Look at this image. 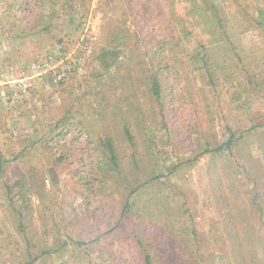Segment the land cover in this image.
Returning a JSON list of instances; mask_svg holds the SVG:
<instances>
[{"label": "rangeland", "instance_id": "374dc122", "mask_svg": "<svg viewBox=\"0 0 264 264\" xmlns=\"http://www.w3.org/2000/svg\"><path fill=\"white\" fill-rule=\"evenodd\" d=\"M20 1L0 0V147L10 160L7 166L10 177L26 172L28 175L27 169L31 166L34 169L27 179L31 181L27 185H32L27 186L29 222L26 223L31 243L35 245L32 250L39 252L45 246L66 241L61 247L66 252L59 249L60 253L45 256L38 264H119L127 254L126 247L132 243L118 230L112 237L102 236L113 229L104 196L88 193L74 184L72 166L68 163L77 155V140L83 142L81 146L86 144L85 131L76 123L79 116H74L75 108L86 95L91 97L95 93L90 90L84 96L86 88L78 86V82L83 84L91 79L95 57L104 41L103 16L106 13L112 17L113 13L99 0H81L74 5L68 0V15L52 20L55 26L49 31L39 32L35 22L41 12L48 14L47 7L34 10L31 5L21 13L15 9ZM241 1H235L237 11L229 17V27L236 35L209 46L208 55L215 67L212 83L205 84L202 78L196 85L193 78H185L189 76L187 72L178 70L172 83L161 91L163 107L158 108L161 116L156 113L155 120L149 113L151 101L138 95V103H134L143 124L151 127L157 120L161 126L149 131V140L156 168L163 173L159 181H165L160 186L161 192L168 196L171 208L180 210L169 220L179 230L187 226L195 228L201 233V241L219 218L211 201L210 177L214 170L230 164L238 170L239 189L249 191L251 213L260 212L257 230L264 235V0ZM127 19L130 35L124 39L126 46L120 56L131 54L126 49L136 45L137 56L147 62L144 48L155 45L162 32L147 17H139L138 24L130 20V15ZM64 21L67 24L62 25ZM139 28L142 29L137 42L131 33ZM236 45L242 49L236 51L240 59L231 51ZM193 57L200 64L199 54ZM202 80L204 87L199 91L197 86ZM70 107L72 115L61 120L60 136L49 139L56 153L68 159L54 163L40 146L50 135L49 125L62 119ZM80 109L85 110L83 102ZM165 120L168 128L163 124ZM168 120H175L176 128ZM231 132L236 140L229 151L198 155L207 144L212 149L224 142ZM193 156H197L196 160L188 163L186 159ZM248 172L259 181L260 195L256 202L262 206L260 211L250 203L254 183ZM125 192L120 188V196ZM139 198L140 203L145 202L146 197ZM17 232L0 207V264L11 263L16 256L12 251L24 247ZM99 233L103 234L95 243L72 245L71 240L87 242ZM195 261L198 263L194 255L182 257L183 264Z\"/></svg>", "mask_w": 264, "mask_h": 264}, {"label": "trees", "instance_id": "16d2710c", "mask_svg": "<svg viewBox=\"0 0 264 264\" xmlns=\"http://www.w3.org/2000/svg\"><path fill=\"white\" fill-rule=\"evenodd\" d=\"M99 1L111 10L113 16H107L106 13L103 16L101 37L104 41L95 57L96 65L91 79L84 80L83 84L78 82V86L86 88L84 96L90 90L95 93L91 97L86 95V101L81 100L75 108L74 116H79L76 123L85 131L86 144L81 146L83 142L77 140V155H72V161L68 163L72 166L70 174L74 184L88 193H102L104 196L112 217L113 229L108 234L101 233L102 236L112 237L118 230L127 235L129 244L132 243L126 247L127 254L119 264H183L182 257L189 255H194L198 260V263L195 261L192 264H264V235L257 230L261 215L260 212L251 213L247 198L249 191L239 189L236 176L238 170L231 164L222 170H214L210 177L211 201L219 218L203 234L202 241L201 233L195 228L187 226L179 230L177 226H173L169 217L180 210L171 208L168 196L161 192L163 187L160 186L165 185V181H159L163 173L156 168L157 162L152 155L154 150L149 140V131L161 126L157 120L152 122L151 127L143 124L139 108L134 107V103H138V95L151 101L149 113L153 116L152 120H155L158 108L163 107L161 91L172 83L178 70L187 72L189 76L186 75L185 78H193L196 85L202 78L205 84L212 83L215 67L208 55L209 46L223 38L230 40V37L236 35L229 27V17L237 11V0H220L218 3L214 0ZM79 2L81 0H72V5ZM67 4L68 0H22L15 5V9L25 13L31 5L34 10L47 7L48 14L41 12L35 22L37 31L47 32L55 26L52 20L68 15L70 8H67ZM56 13H59L58 16ZM10 14L14 16L11 10ZM129 15L135 24H138L139 17L152 19L162 32L155 45L148 44L149 47L144 48L147 62L137 56L136 45L126 49L131 54L120 56L126 46L124 39L126 35H130L126 26ZM69 22L70 20L67 23ZM67 23L64 21L61 24ZM141 29L131 33L137 42ZM239 48L241 46L236 45L231 50L237 59H240L236 52ZM196 54H199L200 64L193 59ZM204 81L198 84L199 91H202ZM82 102L85 104L84 111L80 109ZM70 110L71 107L65 111L62 119L49 125L50 135L42 140L40 147L47 152L46 156L51 162L68 159L64 154L56 153L55 146L49 139L60 136L61 120H68L67 117L72 115ZM169 123L176 128L175 120H170ZM163 124L168 128L166 120ZM233 135L231 132L228 139L212 149L207 144L198 155L210 151H229L236 140ZM196 158L197 156L189 157L186 161L191 163ZM9 162L0 147V207L3 208L4 217L17 228L24 244L22 250L17 248L12 251L16 256L8 264H38L45 256L60 253L59 249L66 241L53 244L52 247L45 246L39 252L32 250L35 245L31 243L26 224L29 222L27 186L32 185H27L31 183L27 179L34 174V169L29 167L28 175L26 172L16 176L12 172L16 177H10L7 170ZM141 172L143 178H140ZM247 175L254 183L250 203L260 211L262 206L256 202L260 195L257 190L259 181L250 176L249 172ZM40 183H44V180L40 179ZM122 187L126 192L120 196L119 190ZM140 195L146 197L145 202L140 203ZM256 215L257 218H254ZM101 234L92 236L88 243L75 239L71 242L75 246L95 243L99 241ZM55 245L58 246L53 247ZM61 250L66 252L65 249Z\"/></svg>", "mask_w": 264, "mask_h": 264}]
</instances>
